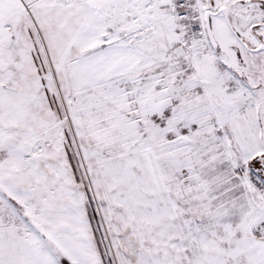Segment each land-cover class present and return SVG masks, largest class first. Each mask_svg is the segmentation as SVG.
I'll return each instance as SVG.
<instances>
[{
	"label": "snow or ice",
	"instance_id": "snow-or-ice-1",
	"mask_svg": "<svg viewBox=\"0 0 264 264\" xmlns=\"http://www.w3.org/2000/svg\"><path fill=\"white\" fill-rule=\"evenodd\" d=\"M0 264H264V0H0Z\"/></svg>",
	"mask_w": 264,
	"mask_h": 264
}]
</instances>
